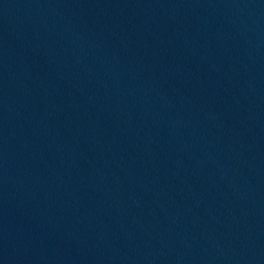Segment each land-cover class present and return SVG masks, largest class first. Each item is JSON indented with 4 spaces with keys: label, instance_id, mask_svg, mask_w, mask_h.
I'll use <instances>...</instances> for the list:
<instances>
[{
    "label": "water",
    "instance_id": "water-1",
    "mask_svg": "<svg viewBox=\"0 0 264 264\" xmlns=\"http://www.w3.org/2000/svg\"><path fill=\"white\" fill-rule=\"evenodd\" d=\"M0 264H264V0H0Z\"/></svg>",
    "mask_w": 264,
    "mask_h": 264
}]
</instances>
